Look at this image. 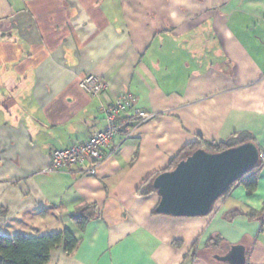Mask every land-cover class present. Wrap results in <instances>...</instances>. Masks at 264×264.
<instances>
[{
  "label": "crops",
  "instance_id": "obj_1",
  "mask_svg": "<svg viewBox=\"0 0 264 264\" xmlns=\"http://www.w3.org/2000/svg\"><path fill=\"white\" fill-rule=\"evenodd\" d=\"M95 74L98 95L80 80ZM122 90L154 113L90 166L44 169L52 151L105 126L99 107ZM247 133L264 149V0H0V234L69 229L79 240L49 264H264V165L251 191L233 185L206 216L156 213L139 195L187 145ZM95 205L81 230L71 216ZM217 246L209 242L215 237Z\"/></svg>",
  "mask_w": 264,
  "mask_h": 264
},
{
  "label": "water",
  "instance_id": "obj_2",
  "mask_svg": "<svg viewBox=\"0 0 264 264\" xmlns=\"http://www.w3.org/2000/svg\"><path fill=\"white\" fill-rule=\"evenodd\" d=\"M260 148L245 142L220 152L197 149L180 160L171 170L159 173L153 180L160 201L156 213L176 217L206 216L232 184L258 164ZM243 245L229 247L219 261L228 264H246Z\"/></svg>",
  "mask_w": 264,
  "mask_h": 264
},
{
  "label": "trees",
  "instance_id": "obj_3",
  "mask_svg": "<svg viewBox=\"0 0 264 264\" xmlns=\"http://www.w3.org/2000/svg\"><path fill=\"white\" fill-rule=\"evenodd\" d=\"M249 141L255 142L253 137L247 133L235 134L228 140L207 139L201 136L199 141L185 146L173 159L167 170L173 169L180 160L186 158L197 149L220 152L229 147L238 146ZM261 150L262 148H260ZM263 165V163L258 162L257 165L232 184L231 187L237 183H244L252 191L257 184V174ZM154 178L153 176L147 178L137 190V193L139 195H146L156 192L157 190L153 186ZM249 215L259 217L262 220V227L264 228V209L261 211L251 210ZM98 216L99 214L95 205L85 204L78 207L71 218L78 228L83 230L90 220ZM221 241L222 238L217 236L211 239L209 245L212 247L217 246ZM78 245V238L69 229L40 235L18 233L9 236L0 234V264H49L51 253L54 249L63 247L66 252L73 253Z\"/></svg>",
  "mask_w": 264,
  "mask_h": 264
},
{
  "label": "built area",
  "instance_id": "obj_4",
  "mask_svg": "<svg viewBox=\"0 0 264 264\" xmlns=\"http://www.w3.org/2000/svg\"><path fill=\"white\" fill-rule=\"evenodd\" d=\"M79 86L91 95H98L106 89L108 83L95 74L89 73L80 80ZM136 104L137 98L127 90H122L114 100L102 104L99 110L105 119L103 129L95 131L82 142L54 149L51 154V162L44 171L57 172L68 166L84 165L89 161L91 164L85 168V172L95 175L97 167L103 159L104 148L113 137L118 134L130 136L133 127L129 122L135 121L140 124L154 117V113L146 111ZM259 162L264 164V149L260 151Z\"/></svg>",
  "mask_w": 264,
  "mask_h": 264
}]
</instances>
